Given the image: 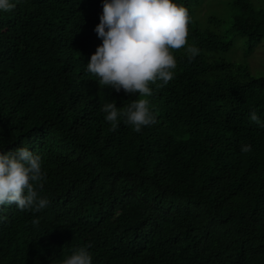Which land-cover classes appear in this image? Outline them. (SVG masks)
I'll return each mask as SVG.
<instances>
[{
  "label": "trees",
  "instance_id": "16d2710c",
  "mask_svg": "<svg viewBox=\"0 0 264 264\" xmlns=\"http://www.w3.org/2000/svg\"><path fill=\"white\" fill-rule=\"evenodd\" d=\"M259 2L232 4L229 32L246 38L247 53L264 39ZM175 3L188 10L187 44L170 49L174 78L150 82V97L86 71L102 43L103 0L0 11V151L42 157L48 200L38 212L0 207V264H61L87 245L93 264H264V128L249 119L264 120V76L219 58L233 42L206 29L221 23L203 22L199 0ZM188 45L199 49L192 60ZM139 98L155 123L112 130L101 106Z\"/></svg>",
  "mask_w": 264,
  "mask_h": 264
},
{
  "label": "clouds",
  "instance_id": "9594fccd",
  "mask_svg": "<svg viewBox=\"0 0 264 264\" xmlns=\"http://www.w3.org/2000/svg\"><path fill=\"white\" fill-rule=\"evenodd\" d=\"M19 0H0V11L13 10ZM188 10L175 0H103L100 22L94 31L102 43L86 63V71L99 85L116 92L150 97L149 83L162 81L167 85L174 78L177 62L170 49L187 44ZM189 60L199 49L188 45ZM147 98L133 100L126 107H117L115 100L101 106L104 119L115 130L121 122L140 132L142 127L154 124L156 117ZM250 121L264 128V120L252 111ZM2 147V146H0ZM252 150L250 144L241 146V152ZM47 173L39 154L28 147L0 151V207L15 205L20 211L38 212L48 204L39 195ZM36 222V221H34ZM91 245L73 249L61 264H93Z\"/></svg>",
  "mask_w": 264,
  "mask_h": 264
},
{
  "label": "rangeland",
  "instance_id": "374dc122",
  "mask_svg": "<svg viewBox=\"0 0 264 264\" xmlns=\"http://www.w3.org/2000/svg\"><path fill=\"white\" fill-rule=\"evenodd\" d=\"M233 1L234 0H199L200 6L203 7L202 20L203 22L212 18L219 20L221 25L215 26L213 23H209L206 29L218 35H224L233 42L232 50L228 54L218 55L219 58L228 59L248 66L252 75L255 77L264 76V39L258 42L251 53H247V47L245 45L246 38L242 36H233L229 32L231 23L236 14L235 9L232 7ZM249 1L254 5L258 2L259 6H263V3L259 2V0ZM196 22L200 27L199 21L196 20Z\"/></svg>",
  "mask_w": 264,
  "mask_h": 264
}]
</instances>
